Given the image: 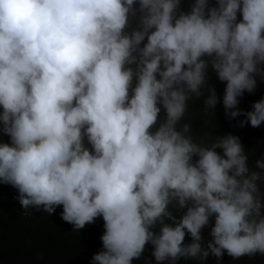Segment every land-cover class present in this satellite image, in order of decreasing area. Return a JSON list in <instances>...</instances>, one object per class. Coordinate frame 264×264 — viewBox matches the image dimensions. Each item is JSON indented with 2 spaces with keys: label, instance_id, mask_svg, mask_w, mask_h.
I'll list each match as a JSON object with an SVG mask.
<instances>
[{
  "label": "clouds",
  "instance_id": "1",
  "mask_svg": "<svg viewBox=\"0 0 264 264\" xmlns=\"http://www.w3.org/2000/svg\"><path fill=\"white\" fill-rule=\"evenodd\" d=\"M184 2L0 0V184L25 215L102 217L90 264L147 245L156 264L264 256V159L253 171L238 136L198 144L179 126L193 98L264 125V98L239 107L264 82V0Z\"/></svg>",
  "mask_w": 264,
  "mask_h": 264
},
{
  "label": "trees",
  "instance_id": "2",
  "mask_svg": "<svg viewBox=\"0 0 264 264\" xmlns=\"http://www.w3.org/2000/svg\"><path fill=\"white\" fill-rule=\"evenodd\" d=\"M188 7V0H185L183 8L187 10ZM209 84L215 87L218 97L222 98L226 84L219 82L211 69ZM261 98H264V82L258 78L255 92L245 93L239 107L250 111L252 104ZM187 106V112L179 126L185 123L191 125L190 135L194 142L208 145L225 134L236 135L248 156L249 168L258 171L255 162L264 159V125L260 128H252L250 125L238 127V121L244 117L229 120L224 115L222 103L217 105L215 112H206L202 101L195 98L189 100ZM161 116L163 117V113ZM4 142H8V137H4ZM261 188L264 191V185ZM17 195V191L11 186L0 184V264H90L93 254L102 249V217L82 230H73L72 225L60 219L62 208H57L53 215L42 210H29V214L25 215L16 200ZM179 215L177 214V218ZM211 226H214V219L209 227L202 230L205 245L211 240ZM185 243H191L190 236H186ZM151 251V245H147L143 257L134 260L133 264H146V261L148 264H156ZM177 264L200 262L181 259ZM204 264H264V256L256 254L233 259L225 253L220 261L209 256Z\"/></svg>",
  "mask_w": 264,
  "mask_h": 264
}]
</instances>
